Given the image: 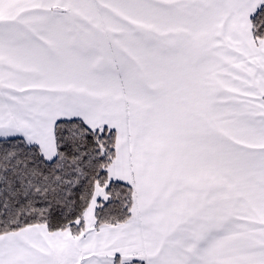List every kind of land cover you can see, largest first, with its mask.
Returning a JSON list of instances; mask_svg holds the SVG:
<instances>
[{"label":"snow or ice","instance_id":"snow-or-ice-1","mask_svg":"<svg viewBox=\"0 0 264 264\" xmlns=\"http://www.w3.org/2000/svg\"><path fill=\"white\" fill-rule=\"evenodd\" d=\"M0 264H264V0H0Z\"/></svg>","mask_w":264,"mask_h":264}]
</instances>
